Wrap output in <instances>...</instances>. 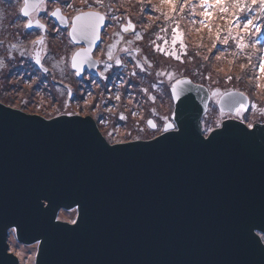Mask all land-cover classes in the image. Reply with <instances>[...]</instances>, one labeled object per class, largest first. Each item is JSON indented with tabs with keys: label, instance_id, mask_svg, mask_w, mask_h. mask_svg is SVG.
Segmentation results:
<instances>
[{
	"label": "water",
	"instance_id": "95a60500",
	"mask_svg": "<svg viewBox=\"0 0 264 264\" xmlns=\"http://www.w3.org/2000/svg\"><path fill=\"white\" fill-rule=\"evenodd\" d=\"M42 2L28 0L29 15ZM105 22L78 14L72 39L95 50ZM93 25L97 38L81 35ZM83 56L78 72L97 74ZM171 92L177 128L118 145L90 117L47 120L0 103V264H20L11 229L39 243L35 264H264V123L229 119L207 139L202 118L218 90L181 78ZM241 104L235 91L219 102L231 114ZM74 208L75 225L57 220Z\"/></svg>",
	"mask_w": 264,
	"mask_h": 264
},
{
	"label": "rangeland",
	"instance_id": "374dc122",
	"mask_svg": "<svg viewBox=\"0 0 264 264\" xmlns=\"http://www.w3.org/2000/svg\"><path fill=\"white\" fill-rule=\"evenodd\" d=\"M201 3L46 0L34 15L47 25V71L43 72L32 58L34 42L41 34L27 30L21 13L24 0H0V103L46 119L89 115L110 142L149 140L171 121L172 84L190 77L210 89L246 93L254 105L239 109L235 117L249 127L264 123V73L260 71L264 0ZM56 8L69 21L87 11L105 15L101 44L94 55L99 63L97 74L86 72L78 77L72 70V56L80 47L70 40L69 29L51 18ZM247 20L253 26L245 29ZM254 26H260V32ZM225 39L226 44L222 43ZM229 116L219 111L218 99H213L202 118L205 136ZM151 118L156 130L147 125ZM21 249L16 253L22 263L35 264L37 246Z\"/></svg>",
	"mask_w": 264,
	"mask_h": 264
},
{
	"label": "bare ground",
	"instance_id": "6f19581e",
	"mask_svg": "<svg viewBox=\"0 0 264 264\" xmlns=\"http://www.w3.org/2000/svg\"><path fill=\"white\" fill-rule=\"evenodd\" d=\"M45 0H43V2H44ZM43 2L38 6V8L35 10V11H33V12H31L30 13V15L29 16H24L23 15V8H22V10H21V13H22V15L25 17V19H26V25H27V23L29 22V21H31L32 22V27L31 28H28L27 26V30L29 31V30H32V29H40L41 30V32H39L40 34H41V36H39L38 38H37V40L34 42V45L36 46V49L35 50H33V54H32V58H33V61H34V63H36V65L38 66V68L39 69H41L43 72H45V71H47V68L42 64V62H41V54H42V49H41V47L42 46H44V50H45V43H46V40H47V38L45 37V33H46V30H47V26H46V24L45 23H43L40 19H36V21H32L31 20V14H33V13H35L39 8H40V6L43 4ZM24 7V6H23ZM57 9H60V8H56L52 13H51V18H53L54 19V21L58 24V25H60L61 26V28L62 29H69V37H70V40L75 44V45H77V46H79L80 48L74 53V55L72 56V59H71V68H72V70L76 73V75L78 76V77H80V76H82L84 73H86V72H90L91 73V71H89V70H86V71H84L83 73H81V72H78L74 67H73V58H74V56H75V54H77L78 52H80L81 54H87V55H84L83 56V59L85 60V61H87L89 58H91V57H95L94 55H95V52H96V50L98 49V47H99V45L101 44V41H100V44L96 47V49L95 50H93V51H91L90 52V50H88V47H87V45L85 44V43H75V41L72 39V34H71V31H72V29H73V27H74V23H73V20H74V18L75 17H73L72 18V20H70L69 21V19H68V17L66 16V15H64L63 14V12H62V10H61V13H62V15L63 16H65V17H67V20H68V24H66V25H61L60 23H58L57 22V20L55 19V17H53L52 15H53V13L57 10ZM96 12H98V11H96ZM80 14V13H79ZM77 16V15H76ZM105 24H106V22H105ZM37 25H43V27H39V26H37ZM131 34H132V32H131ZM101 40H102V35H101ZM43 48V47H42ZM45 56H46V52H45ZM47 58V57H46ZM37 59H39V61H40V63H37L36 61H37ZM95 59V58H94ZM96 60V59H95ZM97 73H98V68H97ZM183 78H189L194 84H197V85H203V84H200V83H197V82H195L193 79H191L190 77H183ZM181 79V78H180ZM179 80V79H178ZM177 80V81H178ZM176 82V81H175ZM175 82L172 84V86H171V89L170 90H172V88H173V86H174V84H175ZM205 86V85H204ZM210 92H212V91H214V90H218V95L217 96H215V97H211L210 98V101H209V103H208V109H209V105H210V103H211V101L213 100V99H218V109H219V111L221 112V113H224V114H229L230 116H229V118L227 119V120H229V119H233V120H238L236 117H235V114H231L230 112H225V111H222L221 110V108H220V106H219V102H220V99H221V97L224 95V94H226L227 92H224L223 90H221V89H218V88H216V89H210L209 87H207V86H205ZM235 91V90H234ZM230 92V91H229ZM235 92H239V93H242V94H244V95H246L247 96V98L249 99V106H246V105H244L243 104V106H244V108H252L253 107V101L251 100V98L246 94V93H244V92H242V91H239V90H236ZM171 94H172V92H171ZM172 99H173V103H174V110H173V113H172V115H171V121H169V122H172L174 125H175V129L177 128L176 127V123H175V121H174V119H173V114H174V111H175V101H174V98H173V95H172ZM3 104V103H2ZM6 106V105H5ZM7 107H9V106H7ZM12 108V107H11ZM208 109H207V112H208ZM240 109V107L237 109V111ZM17 110H19V109H17ZM21 111V110H20ZM236 111V112H237ZM24 112V111H23ZM206 112V113H207ZM24 113H26V112H24ZM205 113V114H206ZM26 114H29V115H37V114H30V113H26ZM37 116H40V117H43V116H41V115H37ZM62 116H64V115H62ZM66 116H80V117H83V118H87V117H90V118H92L93 120H94V122H95V124H96V126H97V130H98V132L101 134V136L103 137V138H107L106 136H105V134H103V132L101 131V129H100V127H99V125H98V123L96 122V120L93 118V117H91V116H89V115H87V116H81V115H66ZM57 117H59V116H57ZM43 118H45V117H43ZM56 118V117H55ZM46 119V118H45ZM51 119H53V118H51ZM47 120H49V119H47ZM226 121V120H225ZM241 121V120H240ZM151 122V123H150ZM168 122V123H169ZM224 122V121H223ZM223 122H222V124H223ZM168 123H166L165 125H164V128H163V131L158 135V136H156V137H154V138H152V139H149V141L150 140H153V139H155V138H158V137H160L162 134H164L165 133V127H166V125L168 124ZM222 124H221V126L219 127V128H221L222 127ZM147 125H148V127L150 128V129H152V130H156L157 129V123L155 122V120L154 119H149L148 120V122H147ZM115 128L117 129L118 127L115 125ZM212 132V131H211ZM210 132V133H211ZM209 133V134H210ZM209 134L206 136V138L208 137L209 138ZM203 135H205L204 133H203ZM207 138V139H208ZM135 141H148V140H132V141H129V142H121V143H114V142H110V141H108L107 139H106V142H108L110 145H118V144H125V143H130V142H135ZM47 205V203L45 204V206ZM68 217L69 219H66V220H63V219H61L62 217ZM78 216H79V213H78V211H77V209L76 208H74V209H71V210H69V211H67V210H62L61 209V211L59 212V214H58V216H57V220L58 221H61V222H64V223H67V224H69V225H75V224H73L72 223V221L73 220H78ZM9 231H11V233H8V236H7V244H9L8 245V254H11V255H14L15 257H17L18 258V260H19V262H20V264H23L22 262V259H21V256L19 255V254H17L16 252H17V249L19 250L20 249V246H22V251H23V248H27L28 247V245H36L37 246V250H36V254L34 255V259L36 260V256H37V253H38V247H39V243L38 242H36V243H33V244H26V243H22L23 245H21V241H19V239H18V237H17V232L14 230V229H11V230H9ZM13 244V245H12ZM14 244L16 245V246H14ZM11 245V246H10ZM26 246V247H25ZM32 247H34V246H32Z\"/></svg>",
	"mask_w": 264,
	"mask_h": 264
},
{
	"label": "snow or ice",
	"instance_id": "6c2138e0",
	"mask_svg": "<svg viewBox=\"0 0 264 264\" xmlns=\"http://www.w3.org/2000/svg\"><path fill=\"white\" fill-rule=\"evenodd\" d=\"M164 2H170V0H162V3H164ZM207 3V0H202V3H201V6H204L205 4ZM24 9H23V15L24 16H28L29 15V11H28V7H29V4H28V0H24ZM53 15H55V13H53ZM81 18L80 17H77V20L79 21ZM96 19L97 20H102L103 19V17H96ZM28 28H31L33 25H32V22L31 21H29L28 23H27V25H26ZM37 26H39V27H43V25H37ZM249 26H253L252 25V20H247V22L244 24V28L245 29H248L249 28ZM255 27V30L257 31V32H260V26H254ZM96 26L95 25H93V26H91L90 27V29L88 30V31H82L81 32V35L82 36H88V35H91L92 36V38L93 39H95V38H97V33H96ZM74 33H75V29H74ZM76 37H75V35H74V39H75ZM222 43H227V39H225V40H223L222 41ZM81 54L80 53H77L76 54V57H79ZM84 55H87V54H84ZM76 57H74L73 58V67H76L77 68V71H79V67H78V64H77V59H76ZM218 58V57H217ZM109 59H111V54L109 53ZM37 63H40V61H39V59H37V61H36ZM117 64H119V61H117ZM105 67H109L108 65H105ZM260 71H261V73H264V64H262L261 65V67H260ZM133 75H135V73H133ZM190 83V82H189ZM243 108H244V106H243V104H241L240 105V109L241 110H243ZM249 126H251V125H249ZM169 127H171L170 125H169ZM168 129L167 128H165V131H167ZM72 223L73 224H76L77 223V221L76 220H73L72 221Z\"/></svg>",
	"mask_w": 264,
	"mask_h": 264
},
{
	"label": "flooded vegetation",
	"instance_id": "af4514ba",
	"mask_svg": "<svg viewBox=\"0 0 264 264\" xmlns=\"http://www.w3.org/2000/svg\"><path fill=\"white\" fill-rule=\"evenodd\" d=\"M46 2V0L43 2V3H45ZM41 7V6H40ZM40 12V8L35 12V13H33V14H31V20L32 21H36V19H38V18H36L34 15L36 14V13H39ZM47 26V25H46ZM58 26H60V25H58ZM61 27V26H60ZM32 30H38V32H41V30L40 29H32ZM42 33V32H41ZM128 34V33H127ZM45 35V37L47 38V30H46V33L44 34ZM43 47V48H42ZM41 47V49L43 50L42 51V54H41V62H42V64L45 66V64H46V56H45V50H44V46H42ZM34 50L36 49V46L34 45ZM33 54V53H32ZM107 139V138H106ZM108 140V139H107ZM109 141V140H108ZM129 141H132V140H129ZM129 141H118V142H114V143H121V142H129ZM15 230V229H14ZM9 233H11V231H9ZM8 240V239H7ZM9 245V244H8ZM21 245H23L22 243H21ZM11 246V245H10Z\"/></svg>",
	"mask_w": 264,
	"mask_h": 264
}]
</instances>
